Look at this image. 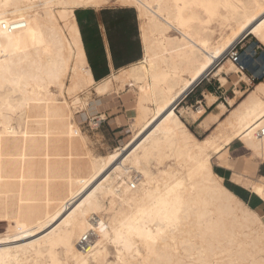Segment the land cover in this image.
<instances>
[{
  "label": "bare ground",
  "instance_id": "1",
  "mask_svg": "<svg viewBox=\"0 0 264 264\" xmlns=\"http://www.w3.org/2000/svg\"><path fill=\"white\" fill-rule=\"evenodd\" d=\"M49 2L11 0L0 9V43L10 34L18 45L0 56V264H262V210L224 185L213 160L233 168L226 150L240 141L264 162V77L218 113L189 110L214 129L204 139L177 109L212 73L225 87L232 75L236 85L251 82L227 55L249 36L264 47V0H107L138 12L144 57L100 82L88 30L76 14L69 23L59 8L42 7ZM129 83L137 90L134 136L98 155L77 115L93 93L109 97ZM217 99L207 94L209 106ZM249 178L233 180L264 201V181ZM144 223L156 239L150 247L136 232Z\"/></svg>",
  "mask_w": 264,
  "mask_h": 264
},
{
  "label": "crops",
  "instance_id": "2",
  "mask_svg": "<svg viewBox=\"0 0 264 264\" xmlns=\"http://www.w3.org/2000/svg\"><path fill=\"white\" fill-rule=\"evenodd\" d=\"M100 11H104V10L102 9ZM98 14L100 15V13ZM124 25L126 26L125 29L130 30L128 28V23L114 21V20L110 22L108 20H105V18H101L99 16L97 21L96 20L93 21L90 27V30L93 33L91 34V36H89V40L91 41L90 44L92 45V48L89 51V53L92 52L93 50V52L97 56V58H95L96 62L93 63L94 68L92 69L97 82H100L105 78L106 79L110 78L111 76L114 75L115 72H116L115 74H118L120 70L141 61L142 58L144 57L140 24L138 30L140 34V42H141L140 44L142 50L138 48L139 52L132 53L133 52L132 50H134L135 47L140 46L135 41V38L129 39L127 43L121 44V46H119L118 42L115 41L117 37L115 36V32L119 29H122ZM125 29L122 30L124 31ZM97 33H99V35ZM130 50L131 52L129 53ZM216 82L217 83H215V85H211L210 81L206 82L205 79L202 80L193 89H191L179 102V108L177 109V112L180 115H182L181 118L185 126L196 137H200V138L204 137L205 135H207V133L210 132L209 130L211 129L210 128L207 129L204 127V122L206 119L205 116L195 121L192 115L190 114L189 110L190 109L194 110L195 108L199 110L201 107H203L206 110L207 115L210 113H218L220 111L218 107L219 104L220 103L228 104L227 100L232 97V96L231 97L227 96L231 90L234 93V97H235V91L234 89H232V86L229 87V89H226L225 86H223L219 80H217ZM241 82L243 84H246L243 81ZM228 85H231L230 81ZM233 85L235 86V83H233ZM134 88L135 87L129 83L128 85L125 86L123 90L120 91L119 94H116L115 99L119 104L117 107L118 111L116 113H109L107 110L104 112L106 119L101 121V125L104 124V122L107 123V125L109 126L110 130L113 133V137L111 141H107L106 144V147L108 149L115 150L116 148L124 146L131 137L128 129L129 124L127 123V118H129L128 113L133 112L135 110L133 97L130 93L131 89ZM207 94H212L216 96L218 98L217 102L209 106L207 101ZM95 97L96 99L101 98L97 96ZM180 108L184 110L186 109L184 111L185 115L181 113V111L179 110ZM95 114H96L95 119L97 120L100 117H102L103 112L98 111L97 109L95 111ZM234 144L231 145V147L226 150V152L231 157V161H233L234 163L233 168L230 169L227 167L225 168L223 166L217 165V169L219 171L218 175L223 178L224 185L227 188H229L231 191H233V193H235L239 199L241 198V200L249 208L254 210L264 211V201L258 195L253 193L249 188L239 183L237 184L233 180L235 174H241V175H245V177L246 176L248 178L250 177L249 179L251 180L254 179L253 181L255 180L258 181L259 179L264 181V162L259 158H253V157L251 158L252 156L251 152L246 147H244L242 143H241L242 146L240 148H234L235 147ZM232 154H234V157L232 156Z\"/></svg>",
  "mask_w": 264,
  "mask_h": 264
},
{
  "label": "rangeland",
  "instance_id": "3",
  "mask_svg": "<svg viewBox=\"0 0 264 264\" xmlns=\"http://www.w3.org/2000/svg\"><path fill=\"white\" fill-rule=\"evenodd\" d=\"M113 4V5H112ZM239 4V3H238ZM102 10V9H101ZM104 11H95L94 9H87V10H78V14H76L78 22L81 24V26L85 27L88 30V34L91 36V34L93 33L90 30V27L93 23V21H97V19L99 18V16L101 18H105V20H108L110 22L114 21H119V22H125L128 23V28L130 30L125 29V25L123 26L122 29H125L124 31L122 29H119L115 32V36L116 39L115 41L118 42L119 46H121V44H125L129 41V39H133L135 38V41L140 45L139 47H135L134 50H132V53H137L139 52L138 48H141V42H140V34H139V18H138V12L136 11L135 8H126V7H122V5L120 3H115L112 2L109 5H107L104 9ZM100 13V15L98 13ZM122 13V14H121ZM92 16V17H91ZM94 17V18H93ZM216 23L214 22L212 24V26H214ZM130 25V26H129ZM99 35V33H97ZM95 34V35H97ZM240 47H242V55L244 58H246V74L249 77H254V81L250 82V83H246L243 84L242 82H240L239 85H236V82L238 81L237 76H230L229 77V81L231 83V85H227L225 88L229 89V87L232 86V89H234V91L239 90V91H244V92H248L251 89L254 88L255 84H257V82L259 80H262L264 77V69H263V64H264V47L263 45H261L253 36H249L247 38H245L244 40L240 41ZM131 52V50L129 51V53ZM128 53V52H127ZM125 53V54H127ZM124 56V55H122ZM97 56L96 54L93 52H90L88 55V61L90 63L91 68L93 69V63L96 62ZM227 59L221 61L217 67L215 68V71H217L221 66H223L226 63ZM226 65V64H225ZM228 65H226L227 67ZM219 80L218 77L214 76V73L210 74L207 78H205V81L208 82L210 81L211 85H215V83H217L216 81ZM233 83H235V86L233 85ZM133 86L135 87L134 89H131V95L133 97V102L135 104V110L133 112L128 113L129 114V118H127V123L129 124V132H130V138L128 140V142L126 144H128L133 136L134 133L131 129V126L133 124V121L136 119L137 117V90H136V86L133 84ZM120 93V92H119ZM96 95L93 93L92 94V99H91V104L90 107L85 109L84 111H82L81 113H79L77 115V123L79 124L82 132L88 137V145L89 147L94 150V152L98 155H107L108 153H111L113 149H108L106 147L107 141H111L112 137H113V133L110 130L109 126L107 125V123L104 122V124L101 125V118L99 119H95L96 118V114L95 111L98 109V111L103 112L102 117L103 119L105 118V111L107 110L109 113H116L117 107H118V103L117 100L115 99L116 95H111L109 97H105V98H98L96 99L95 97ZM229 97L233 98L234 97V93L232 92V90L228 93ZM230 109V108H229ZM195 111H197V109H194ZM136 112V113H135ZM185 115V114H184ZM98 122H100V124L95 127V124H97ZM214 131V129H211L209 133H207V135H205L204 137H197L198 139H204L207 136H209L210 134H212V132ZM194 132V131H193ZM125 144V145H126ZM234 148H240L242 146V144L240 142H236ZM123 147V146H122ZM114 151V150H113ZM232 156L234 157V154H232ZM167 164L172 163V161H167ZM214 163V170L215 172L218 174V169H217V159L213 160ZM154 167V168H153ZM165 166H156V165H152V169L154 171H157L158 168H163ZM156 168V169H155ZM4 228V230H3ZM7 229V224L6 223H0V232H5ZM3 230V231H2ZM111 252H112V247L110 248ZM114 255L111 254V256L109 257L110 260L112 261L114 259L113 257ZM44 264H48L47 259L44 261Z\"/></svg>",
  "mask_w": 264,
  "mask_h": 264
},
{
  "label": "snow or ice",
  "instance_id": "4",
  "mask_svg": "<svg viewBox=\"0 0 264 264\" xmlns=\"http://www.w3.org/2000/svg\"><path fill=\"white\" fill-rule=\"evenodd\" d=\"M107 5V0H50L48 4L42 5V7H52L54 10L56 8H59L61 11L65 12L68 16L69 23H71V17L72 14H78L77 10H84V9H98L105 7ZM12 7L11 0H4L3 3H0V9H5ZM37 7H41L38 5ZM15 27H28L27 24H15ZM11 31V30H10ZM2 35V33H0ZM7 45L0 43V49H3L5 46H7L10 51H2L0 50V56H3L7 58L10 55H14L15 52L18 50V45L12 44V37L9 34L7 37ZM262 196H264V189L261 190L260 193ZM259 217L262 223H264V211H261L259 213ZM164 221L161 220L160 224L163 225ZM166 230V229H165ZM136 232L139 233L138 239L146 241V247H150L152 244L156 243V239L154 238V235L152 231L149 230L147 223H144L140 227L136 229ZM162 233L160 229L158 228L155 236L158 237ZM123 240L124 247H127L129 244V239ZM98 264H102V262H98ZM264 264V262H262Z\"/></svg>",
  "mask_w": 264,
  "mask_h": 264
},
{
  "label": "built area",
  "instance_id": "5",
  "mask_svg": "<svg viewBox=\"0 0 264 264\" xmlns=\"http://www.w3.org/2000/svg\"><path fill=\"white\" fill-rule=\"evenodd\" d=\"M242 47H240V43H237L232 49L231 51L228 53L227 58L230 59L233 63H235L237 65V67L242 71V72H246V58L243 57L242 55ZM263 69H264V64H263ZM251 82L254 81V77H249ZM260 138H264V129L261 131V133L259 134ZM136 185L132 184L131 188L135 189ZM91 235H86L81 241H80V246L81 247H86L85 245H87V243L90 241L91 239Z\"/></svg>",
  "mask_w": 264,
  "mask_h": 264
},
{
  "label": "trees",
  "instance_id": "6",
  "mask_svg": "<svg viewBox=\"0 0 264 264\" xmlns=\"http://www.w3.org/2000/svg\"><path fill=\"white\" fill-rule=\"evenodd\" d=\"M261 81H262V80H259L258 82H261ZM258 82H257V83H258Z\"/></svg>",
  "mask_w": 264,
  "mask_h": 264
}]
</instances>
